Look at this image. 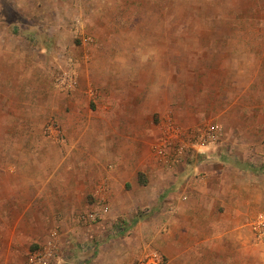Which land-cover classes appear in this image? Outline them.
I'll use <instances>...</instances> for the list:
<instances>
[{"label":"rangeland","instance_id":"374dc122","mask_svg":"<svg viewBox=\"0 0 264 264\" xmlns=\"http://www.w3.org/2000/svg\"><path fill=\"white\" fill-rule=\"evenodd\" d=\"M30 2L36 9L24 18L15 0H0V188L8 193L0 200L6 209L0 215V264H24L39 245L17 238L15 257V131H56L65 140L62 131L113 130L114 108L135 114L144 106L149 117L135 115L133 131L151 124L160 134L171 122L193 129L217 125L214 144L245 171L240 191L244 207L256 211L252 229L264 210V0ZM56 9L66 23L55 38L29 39L23 48L42 47L44 53L15 73V27L30 19L47 30L50 21L57 23L49 18ZM42 67L49 75L44 84L38 83ZM25 69L30 72L18 73ZM21 91L40 100L27 105L18 130L15 99ZM99 114H105L100 126ZM115 215L90 231L87 246L75 234L64 245L58 241L52 264L56 258L59 264H138L143 249L134 255L125 247L130 216Z\"/></svg>","mask_w":264,"mask_h":264},{"label":"crops","instance_id":"0c3cea01","mask_svg":"<svg viewBox=\"0 0 264 264\" xmlns=\"http://www.w3.org/2000/svg\"><path fill=\"white\" fill-rule=\"evenodd\" d=\"M21 1L15 0V8L28 18L35 3ZM61 13L56 9L49 17L57 23L45 18L43 22L50 21L47 30L35 28L30 19L15 27V61L20 59L15 73L30 67L29 59L34 63L37 53H44L42 47L23 46L34 35L55 38L59 26L66 23L61 22ZM26 72L30 71H18L23 76ZM38 76V83L49 80L44 67L38 69ZM23 93L15 99L18 130L27 105L40 100ZM140 107L135 114L129 107L114 108L113 130L101 128L105 114H99L96 131H62L65 140L56 137V131H15V257L21 249L17 238L37 242L39 248L51 239L53 230L58 231L61 245L75 234L87 246L94 227L123 213L131 220L125 247L134 255H138L134 249H143L139 261L146 249L155 248L163 256L162 264H260L264 246L253 239L249 223L256 211L244 207L240 191L245 171L227 162L221 144L191 149L172 166L156 161L150 149L159 136L154 125L132 130L135 115H149ZM5 194L0 188V200ZM102 197L110 210L100 221L81 225L73 220L74 215L95 208ZM5 210L0 206V215ZM133 210L140 212L136 215ZM55 262L59 264L57 258Z\"/></svg>","mask_w":264,"mask_h":264},{"label":"built area","instance_id":"2783aa9c","mask_svg":"<svg viewBox=\"0 0 264 264\" xmlns=\"http://www.w3.org/2000/svg\"><path fill=\"white\" fill-rule=\"evenodd\" d=\"M220 138L219 127L208 123L196 129L183 128L175 123H166L157 140L150 145L154 158L170 166L184 160L186 153L191 149L208 147ZM102 185L99 187V190ZM97 206L88 211L74 215L73 220L81 225L93 224L105 217L110 210L106 199L99 198ZM252 230L256 241L264 246V210L260 211L252 223ZM59 233L51 231V239L43 246L28 253L24 264H52L56 254ZM163 256L157 249L149 250L138 264H162Z\"/></svg>","mask_w":264,"mask_h":264}]
</instances>
